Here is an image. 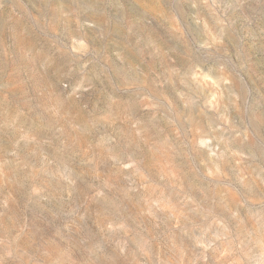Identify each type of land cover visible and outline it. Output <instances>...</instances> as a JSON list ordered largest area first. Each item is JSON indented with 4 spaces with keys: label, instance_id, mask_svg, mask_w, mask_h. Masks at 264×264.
I'll return each instance as SVG.
<instances>
[{
    "label": "rangeland",
    "instance_id": "rangeland-1",
    "mask_svg": "<svg viewBox=\"0 0 264 264\" xmlns=\"http://www.w3.org/2000/svg\"><path fill=\"white\" fill-rule=\"evenodd\" d=\"M0 264H264V0H0Z\"/></svg>",
    "mask_w": 264,
    "mask_h": 264
}]
</instances>
